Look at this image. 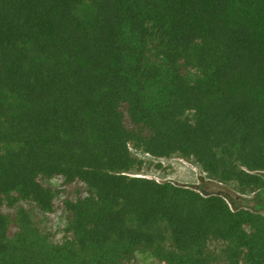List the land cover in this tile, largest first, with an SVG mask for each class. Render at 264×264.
<instances>
[{
	"label": "trees",
	"instance_id": "16d2710c",
	"mask_svg": "<svg viewBox=\"0 0 264 264\" xmlns=\"http://www.w3.org/2000/svg\"><path fill=\"white\" fill-rule=\"evenodd\" d=\"M138 152L264 186V0H0V264H264L261 213Z\"/></svg>",
	"mask_w": 264,
	"mask_h": 264
},
{
	"label": "rangeland",
	"instance_id": "374dc122",
	"mask_svg": "<svg viewBox=\"0 0 264 264\" xmlns=\"http://www.w3.org/2000/svg\"><path fill=\"white\" fill-rule=\"evenodd\" d=\"M137 155L142 159L141 170L129 174L146 176L158 181L170 180L193 187L203 193L217 192L226 198L231 207H247L264 216V186L253 191H241L233 182L221 183L211 179L191 159L179 156L151 158L142 152H138ZM158 163L160 166H157ZM41 182L55 191L54 211L50 214L51 223L55 226H63L69 216L62 205L63 199H74L77 196L86 195L87 186L80 181L66 183L61 176L43 178ZM154 262L155 259L147 252H138L134 264H153Z\"/></svg>",
	"mask_w": 264,
	"mask_h": 264
},
{
	"label": "built area",
	"instance_id": "2783aa9c",
	"mask_svg": "<svg viewBox=\"0 0 264 264\" xmlns=\"http://www.w3.org/2000/svg\"><path fill=\"white\" fill-rule=\"evenodd\" d=\"M148 156H151V155H149L148 153H146ZM151 158H155V157H153V156H151ZM164 158V157H163Z\"/></svg>",
	"mask_w": 264,
	"mask_h": 264
}]
</instances>
